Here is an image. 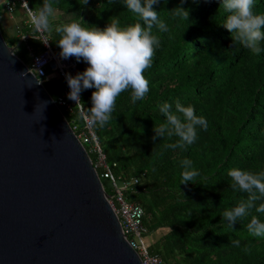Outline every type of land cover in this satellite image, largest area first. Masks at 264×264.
Wrapping results in <instances>:
<instances>
[{
	"label": "trees",
	"instance_id": "obj_1",
	"mask_svg": "<svg viewBox=\"0 0 264 264\" xmlns=\"http://www.w3.org/2000/svg\"><path fill=\"white\" fill-rule=\"evenodd\" d=\"M35 11L43 0H27ZM222 0H159L153 6L168 32L154 34L160 38L152 67L145 72L150 91L141 101L133 102L131 92L125 91L116 99L115 109L108 123L100 127L92 124V131L115 177L129 184L125 198L140 204L145 211L148 236L166 231L159 240L147 247L152 256H159L165 264H264V236H253L247 229L252 216L264 221V213L249 210L238 219L234 228L220 223L222 213L247 199V193L230 188L229 169L239 167L253 172L264 171V51L254 54L242 45L234 44L232 34L222 25L227 13ZM53 7L60 13L53 21V30L45 33L55 50L59 39L55 27L73 13L83 17L88 25L105 28L111 17L120 26L143 22L129 11L124 0H54ZM177 7L189 10V19L173 17ZM221 8V9H220ZM17 9L25 12L17 3ZM254 11L264 14V0H255ZM5 16L0 5V28L10 47L26 64L30 62L27 46L40 50L38 32L23 24L22 32L29 34L26 43L17 35L8 37L1 26ZM87 26V25H86ZM264 47V45H262ZM88 65L81 62L78 73ZM51 97L58 101L68 91L63 78L43 83ZM95 89L81 93V106L87 115L92 107ZM192 105L197 116L207 120V130L197 127V139L184 148H171L178 137L153 140L155 124L166 122L160 112L163 103ZM76 127L93 164L99 155L79 108L64 112ZM193 162L200 174L187 185L182 183L184 159ZM116 164V166H114ZM99 175L103 170L97 168ZM110 196L112 189L102 179ZM264 203L257 201L256 206ZM239 240L240 246H231ZM248 251H245V248Z\"/></svg>",
	"mask_w": 264,
	"mask_h": 264
},
{
	"label": "water",
	"instance_id": "obj_2",
	"mask_svg": "<svg viewBox=\"0 0 264 264\" xmlns=\"http://www.w3.org/2000/svg\"><path fill=\"white\" fill-rule=\"evenodd\" d=\"M0 28V264H143L64 112Z\"/></svg>",
	"mask_w": 264,
	"mask_h": 264
},
{
	"label": "clouds",
	"instance_id": "obj_3",
	"mask_svg": "<svg viewBox=\"0 0 264 264\" xmlns=\"http://www.w3.org/2000/svg\"><path fill=\"white\" fill-rule=\"evenodd\" d=\"M53 2L43 0L32 12L30 19L37 32L48 33L53 30L52 22L57 15ZM111 2L113 0H109ZM185 2L181 0L182 4ZM157 3L159 0H124L125 7L135 13L143 24L136 22L121 27L119 19L111 17L107 26L101 29L86 24L82 16L73 13L55 27L59 36L56 43L61 49L60 58L67 60L74 57L77 62L82 60L88 65L76 76L66 73L65 78L70 88L68 99L77 105L82 104L80 96L84 90L95 89L91 95L92 107L87 109L85 117L91 124L105 126L111 119L117 97L123 92L130 91L132 101L136 102L143 100L150 91V81L145 72L152 67L153 57L161 43L153 29L169 31L168 25L160 20V13L153 8ZM254 7L255 0H222L221 8L227 13L222 27L232 34L235 45L239 43L252 53L259 54L264 51V14L256 13ZM171 14L173 17L189 19V10L183 7L173 9ZM172 108L170 103L160 105V112L166 117V122L159 126L155 124L153 140L175 136L179 139L169 147L192 145L197 139V127L207 130V120L196 115L194 106H182L179 100L175 102L176 112ZM181 164V184L187 185L200 173L193 169L190 159H184ZM227 175L232 181L231 189L247 193L246 200H240L236 206L222 213L220 223L226 222L233 229L238 219L247 216L250 209L255 208L256 212L264 213V203L256 206L257 201L264 199V171L253 172L234 167L229 169ZM247 229L253 236H264V221L254 215ZM231 246L239 247L240 241L231 240ZM245 251H248L247 247Z\"/></svg>",
	"mask_w": 264,
	"mask_h": 264
},
{
	"label": "built area",
	"instance_id": "obj_4",
	"mask_svg": "<svg viewBox=\"0 0 264 264\" xmlns=\"http://www.w3.org/2000/svg\"><path fill=\"white\" fill-rule=\"evenodd\" d=\"M17 3H20L21 8L26 11L28 26L34 28L30 19L33 10L29 8L27 0L5 1L3 3L5 14L12 16L17 10ZM37 35L36 39L40 42V50L37 52L33 46H27L30 55V62L26 65L28 70H30L29 72L33 73L42 84L45 81L59 77L63 78L67 84L65 74L68 73L72 76H76L82 60L77 62L74 57L67 60L61 59L59 56L61 50L57 51L51 46L48 36L45 33L40 32H38ZM18 36L21 38V41L25 43L29 38V34H24L22 30L19 31ZM67 87L68 91L63 97L59 98L56 103L63 112L73 113L75 108L78 107L82 113L86 122V127L95 144L94 150L97 151L99 155L94 166L96 169L99 168L103 170L100 177L101 179H105L112 189V196L109 198V203L121 223L125 236L138 252L143 264H165L161 257L152 256L149 253L146 243L149 231L145 226V211L143 207L136 202L127 201L124 195L129 184L138 183V179H132V182L125 183L114 176L113 171L108 164L105 155L102 153L98 141L92 131V124L85 118L86 114L83 112L81 104L77 105L76 102L68 99V93L70 92L68 84ZM75 128L76 127H73L74 130ZM78 136L80 139L82 137L87 141V136L82 134ZM114 166H116V164H114Z\"/></svg>",
	"mask_w": 264,
	"mask_h": 264
},
{
	"label": "crops",
	"instance_id": "obj_5",
	"mask_svg": "<svg viewBox=\"0 0 264 264\" xmlns=\"http://www.w3.org/2000/svg\"><path fill=\"white\" fill-rule=\"evenodd\" d=\"M5 1L7 0H0V5H2ZM5 16H3L1 18V24H2V30L4 32V34H6L8 37H14L17 36L19 31H21L23 29V24L27 23V21L22 22V19H25V12H23L21 9L20 10H16L15 13L12 16H8L7 14H5ZM60 16V13L57 12L56 15V20H58ZM155 235H149L147 236L146 240L147 242L152 245L153 243L157 242V239L154 237Z\"/></svg>",
	"mask_w": 264,
	"mask_h": 264
},
{
	"label": "rangeland",
	"instance_id": "obj_6",
	"mask_svg": "<svg viewBox=\"0 0 264 264\" xmlns=\"http://www.w3.org/2000/svg\"><path fill=\"white\" fill-rule=\"evenodd\" d=\"M65 20V19H64ZM1 26H2V24H1ZM3 29V28H2ZM166 231H163V232H157V233H155L154 235V237L157 239V241L159 240V238H160V236H162L164 233H165Z\"/></svg>",
	"mask_w": 264,
	"mask_h": 264
}]
</instances>
